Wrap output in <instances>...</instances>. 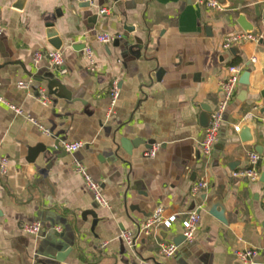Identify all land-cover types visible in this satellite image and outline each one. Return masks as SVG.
Listing matches in <instances>:
<instances>
[{
  "label": "crops",
  "instance_id": "crops-1",
  "mask_svg": "<svg viewBox=\"0 0 264 264\" xmlns=\"http://www.w3.org/2000/svg\"><path fill=\"white\" fill-rule=\"evenodd\" d=\"M17 1L0 0V96L23 111L19 115L0 103L1 155L10 163L9 174L0 177V264H242L236 253L245 250L264 259V184L235 182L232 176L249 166L251 153L260 156L257 170L264 173V45L247 42L236 54L221 47L226 36L243 31L242 17L254 35L264 37V0H221V12L195 0H95L90 9L75 0H26L22 10L13 7ZM86 13L98 15V21L90 24ZM48 21L64 42V75L47 57L58 51L47 38ZM105 33L119 36V45L100 43L97 37ZM137 40L143 42L140 58L127 51ZM87 49L95 72L89 70ZM37 53L45 55L42 60L35 59ZM231 65L251 71V84L240 85L206 159L199 151L207 128L204 108L216 107ZM50 73L66 97L49 94L52 103L45 106L39 90L49 93ZM23 81L32 86L19 88ZM114 81L121 95L112 109ZM56 139L85 146L47 164L34 151ZM122 140L141 143L129 153ZM155 145L157 156L146 158ZM76 163L100 184L109 209L95 202ZM200 181L209 188L194 196L192 187ZM218 195L227 225L210 214ZM159 207L178 221L170 230L140 233ZM87 211L97 220L83 218ZM195 211L201 223L194 242L183 244L174 258L163 257L159 244L183 235L181 221ZM36 222L43 225L39 235L24 232V225ZM124 231L134 235V248L122 239ZM61 254H67L65 260L53 263Z\"/></svg>",
  "mask_w": 264,
  "mask_h": 264
},
{
  "label": "built area",
  "instance_id": "built-area-1",
  "mask_svg": "<svg viewBox=\"0 0 264 264\" xmlns=\"http://www.w3.org/2000/svg\"><path fill=\"white\" fill-rule=\"evenodd\" d=\"M95 0H75L76 3H90L91 5ZM195 4L199 7H206L207 9L221 12L223 11V7L220 3V0H195ZM101 15L107 14V10H101ZM3 33V28L0 23V34ZM98 41L102 44L108 45L120 39V37H116L115 35H111L108 33L101 34L98 37ZM264 39L262 36H256L254 34H248L244 31L231 33L226 36L222 42V50L230 51L236 45H242L247 42L261 43V40ZM87 59L89 61V70L91 72H95V62L93 58V52L90 49L86 50ZM45 55L42 53H37L35 55V59L40 61L43 59ZM47 57L50 59L54 68L60 69V73L62 75L67 73V70L64 68V58L63 54L60 51H52L47 54ZM252 63L256 62V59L251 61ZM245 71L244 65H231L227 70V76L220 83V90L222 93L221 99L217 103L216 107L213 109L211 113V121L209 126L206 128L204 137L199 145V151L201 157L206 159L211 158L215 149L216 144L219 141L221 130L224 124L225 114L236 97L237 91L240 87V79ZM19 88L29 89L32 85L29 82H20L18 84ZM111 107L115 108L120 95L121 89L117 81L112 83L111 89ZM39 102L45 106H48L52 103V98L49 95L48 91L45 88H40L39 90ZM0 103H3L13 109L17 114H23L21 109L15 108L10 105L3 97L0 96ZM113 110H111V113ZM27 119L37 125L40 126L43 133L50 136L51 132L41 125H39L33 118L27 117ZM235 131L239 132L240 127H235ZM85 145L82 142H62V147L65 149L67 153L74 154L81 150ZM160 149V145L153 146L149 151L145 153V157L148 159H154L157 156V153ZM261 158L259 155L255 153L249 154V166L245 169L236 171L232 174V176L236 179H246L254 184L261 183V175L257 170V166L260 162ZM76 172L81 175L87 188L93 194L95 202L103 208H110V203L103 195L102 188L98 182H96L87 172L86 168L81 163H76ZM10 172V163L7 158L1 155V147H0V177H6ZM209 188V184L206 181H200L193 185L191 193L196 196L206 191ZM262 207L264 209V185L261 196ZM178 221L177 216H166L165 210L162 207H159L153 214L152 218L147 221L143 228L140 229V233L144 235L150 236L155 228H164L165 230H170L172 226ZM183 226V235L186 238V243L191 244L194 242L196 238L197 231L199 230V226L201 223V216L199 212H191L186 217L182 219ZM24 232L30 235H39L43 230V225L41 223H32L26 224L23 226ZM61 231L60 229L58 230ZM122 239L125 243L132 249L135 246V237L132 233L124 231L122 233ZM108 243H104L103 247H106ZM179 251V247L174 243H166L161 242L159 244V253L165 258H174ZM236 257L238 261L242 264H254L255 261L259 258V252L256 250H245L236 253Z\"/></svg>",
  "mask_w": 264,
  "mask_h": 264
},
{
  "label": "water",
  "instance_id": "water-1",
  "mask_svg": "<svg viewBox=\"0 0 264 264\" xmlns=\"http://www.w3.org/2000/svg\"><path fill=\"white\" fill-rule=\"evenodd\" d=\"M116 2H119L120 0H115ZM26 0H18L13 7L15 9L18 10H22L25 6ZM221 5H223L222 1L220 0ZM92 7V5L90 3H81L79 5V8L81 9H90ZM90 24H95L98 21V15H91V13H86V15ZM103 17H105V15H103ZM244 18L242 17V19L239 21L243 31L245 33L248 34H254V28L251 25H247L243 23ZM46 35L47 38L49 40L50 45L55 49V50H62L63 49V45L64 42L63 40L60 38L59 33L56 30V26L55 23H53L52 21H48L46 23ZM125 30L128 32H133L134 29L130 28V27H125ZM116 45H119V40L115 41ZM261 44L264 45V39L261 40ZM80 51H83L86 46L85 45H81L79 47ZM239 48L240 45H236L232 48V52L233 53H238L239 52ZM128 52L131 53L132 55H134L136 58H140L141 57V51L143 49V42L141 40H137V45L136 46H128L127 48ZM134 49H137V51L135 52ZM161 74H163V71L160 70L158 76L160 77ZM45 78L48 80V90H49V94L51 96H57V97H66V94L64 92V86L62 85V83L59 81L58 77L54 74V73H50L48 75L45 76ZM250 78H251V71H246L245 73H243V75L241 76L240 79V84L242 86H246L249 87L250 86ZM211 113L212 110L211 109H207L204 108V114L202 116L203 118V126L208 127L209 123L211 121ZM62 142L60 141V139H56L55 142L53 144H41L39 145L34 153L36 155H43L44 160L47 162V164H53L52 162L55 159H62L64 157H66L67 152L65 151V149L62 147ZM141 141L137 140V141H133V142H129L127 140H122V145L124 146V148L130 153L132 151V149L134 147H136L138 144H140ZM51 166V165H50ZM49 167H47L46 169L48 170ZM231 170H235L232 165L230 166ZM44 177L46 178V172L43 173ZM238 179H235L234 181L236 182ZM261 183L264 184V173L262 174L261 177ZM46 184L49 187V189L52 191V194H55V188L52 185V183L50 182V180L48 178H46ZM98 206V205H97ZM210 214L213 215L214 217H216L217 219H219L222 223H224L225 225L228 224V219H227V209L226 207L223 205V199L221 196H216L212 201H211V209H210ZM92 216L95 220H97V215L95 214L94 211H87L85 213L82 214V217L85 218V216ZM186 243V238L184 237V235H180L179 237H177L174 240V244L177 245L179 248L183 246V244ZM68 254V253H67ZM67 254H61L59 256H57L55 259H53V263H59V262H63L65 260V257L67 256ZM181 255H184V252L181 253ZM254 264H264V259L261 260H256Z\"/></svg>",
  "mask_w": 264,
  "mask_h": 264
}]
</instances>
